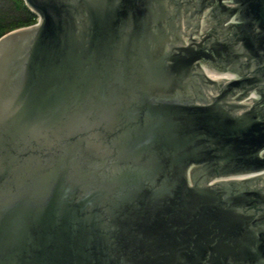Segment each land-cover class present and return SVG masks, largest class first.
Wrapping results in <instances>:
<instances>
[{
  "label": "water",
  "instance_id": "1",
  "mask_svg": "<svg viewBox=\"0 0 264 264\" xmlns=\"http://www.w3.org/2000/svg\"><path fill=\"white\" fill-rule=\"evenodd\" d=\"M25 2L40 20L0 37V264H264V0Z\"/></svg>",
  "mask_w": 264,
  "mask_h": 264
},
{
  "label": "trees",
  "instance_id": "2",
  "mask_svg": "<svg viewBox=\"0 0 264 264\" xmlns=\"http://www.w3.org/2000/svg\"><path fill=\"white\" fill-rule=\"evenodd\" d=\"M37 21V15L27 6L25 0H0V37Z\"/></svg>",
  "mask_w": 264,
  "mask_h": 264
},
{
  "label": "flooded vegetation",
  "instance_id": "3",
  "mask_svg": "<svg viewBox=\"0 0 264 264\" xmlns=\"http://www.w3.org/2000/svg\"><path fill=\"white\" fill-rule=\"evenodd\" d=\"M193 2H197V4L195 5V4H193L192 3V7L194 8V9H196L197 7H200V6H203V4L204 3H207V4H209V2L211 1V0H192ZM207 4H206V6H207ZM196 12V11H195ZM195 15H196V13H195ZM194 15V16H195ZM119 167L121 168V166L119 165ZM107 172H108V174L109 175H114V172H115V170L114 169H109V170H107ZM202 178V177H201ZM182 184H183V182H182ZM234 189H237L236 187L234 188ZM236 190H234L232 193H229V194H227L226 196H223L222 197V195L220 196V201H221V205H230V204H233V203H237V202H235V201H233L234 200V198L236 197L234 194H236V192H235ZM188 196H189V193H184L182 190H179L178 189V192H177V194H176V198H181V200L179 199V201H182V207L183 208H185L184 207V204L186 203V198H188ZM257 196H258V193L257 192H251V191H248L247 192V194H246V202H250L251 204L252 203H255V202H258V199H257ZM248 198L250 199V200H248ZM241 199H243V197H241ZM229 200V201H228ZM234 206V205H233ZM246 208V207H245ZM251 208V207H250ZM249 208V209H250ZM189 255V254H188Z\"/></svg>",
  "mask_w": 264,
  "mask_h": 264
},
{
  "label": "bare ground",
  "instance_id": "4",
  "mask_svg": "<svg viewBox=\"0 0 264 264\" xmlns=\"http://www.w3.org/2000/svg\"><path fill=\"white\" fill-rule=\"evenodd\" d=\"M208 73H209L214 79H219V78H223V77H224V76L221 75L222 73H218V72H215V71H212V70L208 71ZM223 74H226V75H227V73H223ZM254 96H255V94H254Z\"/></svg>",
  "mask_w": 264,
  "mask_h": 264
},
{
  "label": "built area",
  "instance_id": "5",
  "mask_svg": "<svg viewBox=\"0 0 264 264\" xmlns=\"http://www.w3.org/2000/svg\"><path fill=\"white\" fill-rule=\"evenodd\" d=\"M35 13V12H34ZM36 15H37V17H38V21L40 20L39 19V14L38 13H35ZM251 96H254V93L253 94H251ZM255 96H256V94H255Z\"/></svg>",
  "mask_w": 264,
  "mask_h": 264
},
{
  "label": "rangeland",
  "instance_id": "6",
  "mask_svg": "<svg viewBox=\"0 0 264 264\" xmlns=\"http://www.w3.org/2000/svg\"><path fill=\"white\" fill-rule=\"evenodd\" d=\"M240 176H242V175H238L239 178H240Z\"/></svg>",
  "mask_w": 264,
  "mask_h": 264
}]
</instances>
